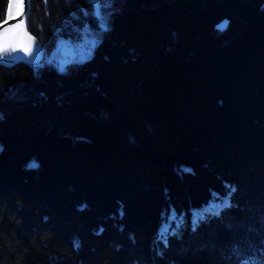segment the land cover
Wrapping results in <instances>:
<instances>
[{
	"label": "trees",
	"instance_id": "1",
	"mask_svg": "<svg viewBox=\"0 0 264 264\" xmlns=\"http://www.w3.org/2000/svg\"><path fill=\"white\" fill-rule=\"evenodd\" d=\"M27 28L41 64H0V264H264V0H29Z\"/></svg>",
	"mask_w": 264,
	"mask_h": 264
},
{
	"label": "water",
	"instance_id": "2",
	"mask_svg": "<svg viewBox=\"0 0 264 264\" xmlns=\"http://www.w3.org/2000/svg\"><path fill=\"white\" fill-rule=\"evenodd\" d=\"M12 0H8L6 15L2 21H0V38H3L5 32H8L7 36L11 37L14 34L27 35L29 39V45L33 47V54L26 52H14L12 54H2L3 50H0V64L10 65L16 62H24L31 66L40 65L42 62V47L38 39L33 36L27 28L28 12H29V0H16L15 10H11ZM6 21V23H5ZM5 38V37H4ZM7 38V37H6ZM4 40L0 39V43ZM14 42H12L13 44ZM11 44V45H12ZM8 46V45H7ZM2 47L1 49H4Z\"/></svg>",
	"mask_w": 264,
	"mask_h": 264
},
{
	"label": "rangeland",
	"instance_id": "3",
	"mask_svg": "<svg viewBox=\"0 0 264 264\" xmlns=\"http://www.w3.org/2000/svg\"><path fill=\"white\" fill-rule=\"evenodd\" d=\"M96 38L91 37L89 35V38L86 40L79 41L78 43H68V42H59V45L57 46L58 49L55 52L56 57V65L58 67L63 66L65 63L71 60H82L86 58L91 50V45L95 43ZM18 43H13L12 45L6 46V50H11L14 52H26L28 51L30 54H33V47H31V44L27 47H19ZM14 49V50H13ZM27 49V50H26ZM6 50H3L2 53ZM25 50V51H24Z\"/></svg>",
	"mask_w": 264,
	"mask_h": 264
},
{
	"label": "bare ground",
	"instance_id": "4",
	"mask_svg": "<svg viewBox=\"0 0 264 264\" xmlns=\"http://www.w3.org/2000/svg\"><path fill=\"white\" fill-rule=\"evenodd\" d=\"M15 7H16V0H12V2H11V10L12 11L15 10ZM6 33L8 35V32H5L4 33V35H5L4 37L5 38L4 37L3 38H0V39H3L4 40L2 43H0V49L2 47H5L7 45L12 44V42L18 43L19 44L18 48L19 47H27L29 45L28 42H29V39L30 38L27 35H24V34H21V35L14 34V36L9 37V36L6 35Z\"/></svg>",
	"mask_w": 264,
	"mask_h": 264
},
{
	"label": "snow or ice",
	"instance_id": "5",
	"mask_svg": "<svg viewBox=\"0 0 264 264\" xmlns=\"http://www.w3.org/2000/svg\"><path fill=\"white\" fill-rule=\"evenodd\" d=\"M5 23H6V21H5ZM220 27H223V26H220ZM0 50H6V49H0ZM14 50V49H13Z\"/></svg>",
	"mask_w": 264,
	"mask_h": 264
}]
</instances>
